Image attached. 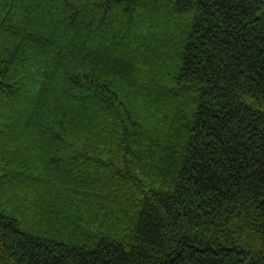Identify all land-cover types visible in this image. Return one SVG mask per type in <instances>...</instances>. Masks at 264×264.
Listing matches in <instances>:
<instances>
[{
    "label": "trees",
    "instance_id": "1",
    "mask_svg": "<svg viewBox=\"0 0 264 264\" xmlns=\"http://www.w3.org/2000/svg\"><path fill=\"white\" fill-rule=\"evenodd\" d=\"M0 264H264V0H0Z\"/></svg>",
    "mask_w": 264,
    "mask_h": 264
}]
</instances>
